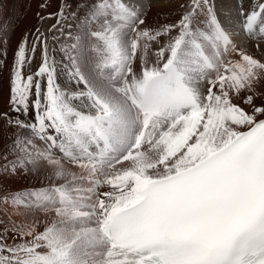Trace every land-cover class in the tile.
I'll return each mask as SVG.
<instances>
[{
    "label": "snow or ice",
    "instance_id": "6c2138e0",
    "mask_svg": "<svg viewBox=\"0 0 264 264\" xmlns=\"http://www.w3.org/2000/svg\"><path fill=\"white\" fill-rule=\"evenodd\" d=\"M153 3L62 0L15 48L0 264H264V0Z\"/></svg>",
    "mask_w": 264,
    "mask_h": 264
},
{
    "label": "bare ground",
    "instance_id": "6f19581e",
    "mask_svg": "<svg viewBox=\"0 0 264 264\" xmlns=\"http://www.w3.org/2000/svg\"><path fill=\"white\" fill-rule=\"evenodd\" d=\"M79 1L80 0H65V2L71 5L69 11L75 10L77 6L80 5ZM157 1L159 2V0ZM52 2L53 0H1L0 38H2L3 35H7V37H9L10 35L13 36V32L15 29L16 36L14 39L16 40L17 38V41L16 43L13 42L11 46L7 47L8 55L6 63L5 66L0 69V111H6L8 107L7 101L9 96L11 67L14 59L13 52L25 35H28L30 40L35 37L37 26H40L45 21V19L43 21L40 20L41 16L47 18L49 17V14L58 12L62 1L58 2L57 5L55 3L53 4ZM42 4H44L45 7L42 8ZM48 7H50V9ZM172 7V10H167L168 5L166 6V3L160 6L155 4L154 8L151 9L147 17V19L150 20V26H155L157 23H161L163 21L162 16L164 13H166L167 17L162 23L171 22L172 20L178 19V14ZM225 7L228 8V6ZM231 12L234 16L235 11ZM52 19L55 20V18ZM248 50L254 52L256 55H259V52L256 49L252 48L251 45L248 46ZM4 144L5 139L3 135H1L0 152L3 151ZM33 185L39 186L38 182L35 179L21 178L17 182L13 183L11 185V188L12 190H16Z\"/></svg>",
    "mask_w": 264,
    "mask_h": 264
},
{
    "label": "rangeland",
    "instance_id": "374dc122",
    "mask_svg": "<svg viewBox=\"0 0 264 264\" xmlns=\"http://www.w3.org/2000/svg\"><path fill=\"white\" fill-rule=\"evenodd\" d=\"M25 1V0H24ZM60 1H62V0H60ZM59 0H53V4L55 3L56 5L58 4V2H60ZM163 2V3H162ZM249 2L251 3V2H256V0H249ZM0 3H1V0H0ZM79 3L81 4V3H83V0H80L79 1ZM164 3H166V6L168 5V9L167 10H172L171 9V7L173 8V9H175L176 8V0H165V1H163V0H159V2L156 0H154V3H153V7L152 8H154V5L156 4V5H158V6H160V5H162V4H164ZM236 3V0H224V7L225 6H228V8L227 7H225V9H228V10H231V11H235V9L232 7V5H234ZM172 5V6H171ZM245 6L246 7H248L249 5L246 3L245 4ZM49 9H50V7H48ZM54 13H56V12H53L52 14H54ZM234 14H235V12H234ZM166 17H167V15H166V13H164L163 14V16H162V19H163V21H165V19H166ZM56 20H53L52 18H46L45 19V21L40 25V26H37V28H40V30L41 31H43V32H45V34L49 37V48H50V50H51V48L53 47V44H52V42H51V33H49L48 31H47V29L52 25V24H54V23H56L55 22ZM162 21V22H163ZM161 22V23H162ZM146 23H148L149 25H150V20L149 19H147L146 20ZM154 23V22H153ZM19 24H20V22H19ZM36 28V29H37ZM16 30L14 29V32H13V36L12 35H10L9 37H7V35H3L2 36V38L3 39H5L6 41H7V43H6V45H5V47L7 48V47H9V46H11L12 44H13V42H15L16 43V41H17V38H16V40L14 39L15 38V36H16ZM15 40V41H14ZM38 62H39V54L37 53V57H36V60L35 61H33V64H32V69L31 70H34L35 69V67H36V65L38 64ZM0 137H1V135H0Z\"/></svg>",
    "mask_w": 264,
    "mask_h": 264
}]
</instances>
